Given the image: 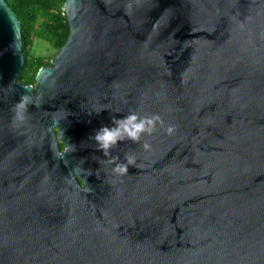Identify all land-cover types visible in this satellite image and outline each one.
<instances>
[{
	"label": "water",
	"instance_id": "water-1",
	"mask_svg": "<svg viewBox=\"0 0 264 264\" xmlns=\"http://www.w3.org/2000/svg\"><path fill=\"white\" fill-rule=\"evenodd\" d=\"M63 11L65 42L24 84L0 0V264H264V0ZM129 112L163 123L110 150L136 158L117 176L91 137Z\"/></svg>",
	"mask_w": 264,
	"mask_h": 264
},
{
	"label": "trees",
	"instance_id": "trees-1",
	"mask_svg": "<svg viewBox=\"0 0 264 264\" xmlns=\"http://www.w3.org/2000/svg\"><path fill=\"white\" fill-rule=\"evenodd\" d=\"M20 20L24 66L18 80L33 84L40 67L49 65L51 57L59 50L69 34L63 11L65 0H5ZM34 37L45 39L53 52L48 56L30 52Z\"/></svg>",
	"mask_w": 264,
	"mask_h": 264
},
{
	"label": "clouds",
	"instance_id": "clouds-1",
	"mask_svg": "<svg viewBox=\"0 0 264 264\" xmlns=\"http://www.w3.org/2000/svg\"><path fill=\"white\" fill-rule=\"evenodd\" d=\"M30 103V98L27 95L20 96L14 105V121L20 123L25 121L26 112ZM162 123V119L158 114L139 116L135 112H129L123 118L113 116L111 119L112 126L100 127L95 131L91 139L94 140L97 150L101 151L104 157H109L112 156L110 150L116 147L118 142L130 140L133 143H137L140 141L142 135H151L156 130L157 124ZM165 131L168 134H172L175 131V127L169 126ZM67 147L61 141V150H66ZM142 147L144 150L150 149V145L147 143H144ZM72 150H74L73 146ZM119 160L120 158L118 156H112L111 160H109V163L113 165L111 171L117 176L126 175L129 166H136V158L132 155H125L123 162H118Z\"/></svg>",
	"mask_w": 264,
	"mask_h": 264
},
{
	"label": "rangeland",
	"instance_id": "rangeland-1",
	"mask_svg": "<svg viewBox=\"0 0 264 264\" xmlns=\"http://www.w3.org/2000/svg\"><path fill=\"white\" fill-rule=\"evenodd\" d=\"M30 52L34 55L48 56L53 52L50 44L43 38L34 37Z\"/></svg>",
	"mask_w": 264,
	"mask_h": 264
},
{
	"label": "flooded vegetation",
	"instance_id": "flooded-vegetation-1",
	"mask_svg": "<svg viewBox=\"0 0 264 264\" xmlns=\"http://www.w3.org/2000/svg\"><path fill=\"white\" fill-rule=\"evenodd\" d=\"M60 145V144H59Z\"/></svg>",
	"mask_w": 264,
	"mask_h": 264
}]
</instances>
